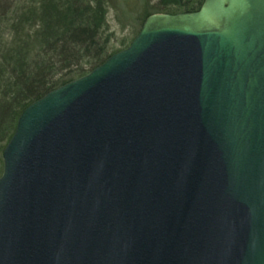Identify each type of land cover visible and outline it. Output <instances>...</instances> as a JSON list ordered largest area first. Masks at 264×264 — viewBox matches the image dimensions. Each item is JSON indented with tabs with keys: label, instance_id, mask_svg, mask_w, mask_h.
Returning <instances> with one entry per match:
<instances>
[{
	"label": "water",
	"instance_id": "1",
	"mask_svg": "<svg viewBox=\"0 0 264 264\" xmlns=\"http://www.w3.org/2000/svg\"><path fill=\"white\" fill-rule=\"evenodd\" d=\"M0 264H264V0L148 15L19 114Z\"/></svg>",
	"mask_w": 264,
	"mask_h": 264
},
{
	"label": "trees",
	"instance_id": "2",
	"mask_svg": "<svg viewBox=\"0 0 264 264\" xmlns=\"http://www.w3.org/2000/svg\"><path fill=\"white\" fill-rule=\"evenodd\" d=\"M202 1L0 0V175L2 150L29 103L125 48L148 15L192 12ZM112 10L126 28L118 49Z\"/></svg>",
	"mask_w": 264,
	"mask_h": 264
},
{
	"label": "rangeland",
	"instance_id": "3",
	"mask_svg": "<svg viewBox=\"0 0 264 264\" xmlns=\"http://www.w3.org/2000/svg\"><path fill=\"white\" fill-rule=\"evenodd\" d=\"M153 1H155V0H153ZM108 20H109V26H110L111 32L113 31L115 33L111 42L114 45L115 49H118V48H120L118 40L125 38L126 28L122 27V23H120V24L118 23L116 13L114 14L113 10L110 11L109 16H108ZM128 27H130V26H128ZM123 28H125V29H123Z\"/></svg>",
	"mask_w": 264,
	"mask_h": 264
}]
</instances>
